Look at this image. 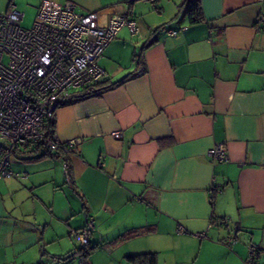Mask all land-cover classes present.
<instances>
[{"label":"crops","instance_id":"obj_1","mask_svg":"<svg viewBox=\"0 0 264 264\" xmlns=\"http://www.w3.org/2000/svg\"><path fill=\"white\" fill-rule=\"evenodd\" d=\"M43 1L60 0H39L37 10ZM71 1L101 24L132 11L139 32L122 26L100 59L110 82L142 68L134 54L147 70L58 106L59 139L77 140L59 158L34 143L14 150L21 176L0 179V264L65 262L83 245L70 229L90 218L91 242L138 241L130 254L154 252L157 264H244L250 244L264 248L260 0H199L197 22L184 0ZM219 142L229 159L212 165L206 151ZM212 173L220 193L209 190Z\"/></svg>","mask_w":264,"mask_h":264},{"label":"built area","instance_id":"obj_2","mask_svg":"<svg viewBox=\"0 0 264 264\" xmlns=\"http://www.w3.org/2000/svg\"><path fill=\"white\" fill-rule=\"evenodd\" d=\"M260 2L258 19L264 25V0ZM131 13L113 15L101 24L97 12H79L71 0L43 1L31 27L25 28L24 14L12 2L0 12V179L21 176L10 165L11 154L19 145L38 144L48 155L59 158L58 149L77 144V140L62 142L50 120L58 106L90 96L96 92V84L108 78L100 65L103 50L122 26L139 32ZM112 135L122 136L118 130ZM206 155L212 165L229 159L222 142L208 148ZM61 161L68 180L66 163ZM209 190L222 191L215 173L210 176ZM209 200L213 201L212 194ZM221 223L230 231L238 229L235 225L231 230L229 218ZM93 230L90 218L84 228H71L70 232L86 243ZM233 240L229 235L225 242ZM260 256H264V248L250 244L244 264H255Z\"/></svg>","mask_w":264,"mask_h":264},{"label":"trees","instance_id":"obj_3","mask_svg":"<svg viewBox=\"0 0 264 264\" xmlns=\"http://www.w3.org/2000/svg\"><path fill=\"white\" fill-rule=\"evenodd\" d=\"M10 3V2H9ZM183 5H185V11L186 14L189 17L190 22H197L202 18V14L200 11V5L199 0H184ZM134 62L135 65H142L141 69H135L133 72L128 73L125 77L122 79L116 81V82H110L108 79L98 82L96 84V92L91 94L90 96H97L100 95L102 92L112 88L113 86H116L126 80L129 76L136 75L142 72H145L147 70L146 63L143 60V57L141 54H134ZM89 97V96H88ZM53 119L50 120V125H53ZM67 147V146H65ZM64 149V148H60ZM58 149V151L60 150ZM70 148H67L65 150H68ZM72 149V148H71ZM58 151L56 152V155L58 156ZM46 153V152H45ZM221 219L218 222H221ZM214 220V219H213ZM98 247V243L91 242L88 240V242L83 243L82 247L72 252L69 256L64 258L63 261L71 259L75 254L79 256V263L80 264H88V256L91 254V252ZM126 259L131 264H157V255L156 253H136V254H130L126 256Z\"/></svg>","mask_w":264,"mask_h":264},{"label":"rangeland","instance_id":"obj_4","mask_svg":"<svg viewBox=\"0 0 264 264\" xmlns=\"http://www.w3.org/2000/svg\"><path fill=\"white\" fill-rule=\"evenodd\" d=\"M0 3L5 5L7 2L0 0ZM12 3L19 11L23 12L24 14L22 26L25 28L31 27L37 13L36 11L39 0H12ZM58 3L64 2L63 0H60ZM136 242L137 245L131 242H125L123 244L116 245L102 244L101 242H98V247L95 248L88 256V264H131L129 261H127V259H125V255H128L133 251H137L132 249H142V247L138 245V241ZM107 245H109V247H107ZM111 251H113V254H111ZM60 264L80 263L79 258L76 257L68 259L65 262H61Z\"/></svg>","mask_w":264,"mask_h":264}]
</instances>
